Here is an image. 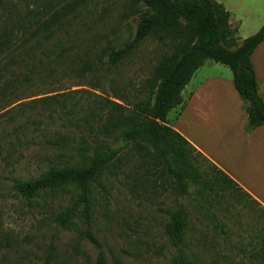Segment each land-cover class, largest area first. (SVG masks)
I'll use <instances>...</instances> for the list:
<instances>
[{"label":"rangeland","instance_id":"374dc122","mask_svg":"<svg viewBox=\"0 0 264 264\" xmlns=\"http://www.w3.org/2000/svg\"><path fill=\"white\" fill-rule=\"evenodd\" d=\"M214 1L229 10L233 27L242 19L236 25L239 41L264 26V0ZM135 24L133 0H0V38L5 32L9 37V48L0 49V87L33 71L27 87L13 88L0 98V139L27 117L43 122L35 131L28 126L17 137L21 147L8 160L12 167L6 168L0 159V264H44L48 254L49 264H96L99 256L104 264H174L180 255L192 264H259L252 253L264 216L256 203L228 194L222 204L202 209L191 197L193 189L190 196L178 197L168 184L145 172L132 153L105 183L106 192L95 190L91 232L98 246L55 224V216L69 203L67 195L33 201L13 195L10 179H34L69 157L71 163L79 160L53 144L66 139L67 147H77L82 136H89L79 119L92 101L108 98L132 108L137 97L143 98L142 87L169 51L147 40L115 66L107 57L109 47H120L132 38ZM215 78L230 81L232 72L205 61L181 93L186 99L193 86L212 83L198 102L205 119L220 98ZM221 94L225 99L224 91ZM55 95L56 101L42 106L40 99ZM30 102L32 108L22 106ZM177 111L173 108L168 119ZM6 113L15 114L16 120L8 122ZM205 121L208 126L214 123ZM179 206L186 209L189 225L176 246L165 225ZM79 228L83 229L81 223Z\"/></svg>","mask_w":264,"mask_h":264},{"label":"trees","instance_id":"16d2710c","mask_svg":"<svg viewBox=\"0 0 264 264\" xmlns=\"http://www.w3.org/2000/svg\"><path fill=\"white\" fill-rule=\"evenodd\" d=\"M133 4L134 34L122 46L109 47L107 57L108 63L115 66L147 40H155L169 51L142 87L143 98L137 97L132 108L108 98L92 101L79 119L89 136H82L77 147H67L66 139H61V144H53L62 152H72L78 161L71 163L69 157L62 165L58 162L59 165L49 166L37 178L10 179L13 195L26 201L67 195L69 203L55 216V224L81 234L94 246H98L91 232L95 190L106 192L105 183L122 170L124 156L129 153L140 159L139 166L145 172L168 184L178 197L190 196L189 189H193L192 199L207 211L214 204H222L228 194L239 199L241 195L248 196L167 125L168 113L182 103V91L205 61L222 64L231 70L232 84L247 114L245 130L264 126V103L251 62L252 53L264 41V26L239 41L236 26L230 23V13L214 0H133ZM8 41L5 32L0 38V49L7 50ZM32 73L27 71L4 81L0 98L11 93L13 88L22 91L31 82ZM58 97H45L40 102L46 107ZM113 98L121 100L116 94ZM21 104L18 107L32 108L31 102ZM5 116L8 122L17 118L10 113ZM42 124L40 119L27 117L12 128L13 133L3 135L0 159L6 168L12 167L8 160L21 147L18 141L21 138L17 137L23 136L28 126L35 131ZM79 223L83 229L79 228ZM188 225V214L183 206L170 213L165 232L173 244L178 246L183 242ZM252 256L259 264H264V229L256 235ZM50 258L51 255H46L44 264H49ZM96 264H104L101 256ZM174 264L192 263L180 255Z\"/></svg>","mask_w":264,"mask_h":264},{"label":"crops","instance_id":"0c3cea01","mask_svg":"<svg viewBox=\"0 0 264 264\" xmlns=\"http://www.w3.org/2000/svg\"><path fill=\"white\" fill-rule=\"evenodd\" d=\"M235 24L240 26L242 19L240 18ZM263 50L264 41L252 53L251 62L258 82L259 94L264 103ZM197 72L198 70L195 74ZM192 79L187 86L192 83ZM213 82L217 85L214 89L219 92L220 98L210 107L206 119V112L201 111L198 102L203 100L201 94L204 88L212 83H203L198 87L195 85L189 93L186 92V99L182 97V103L176 106L178 111L175 116L168 119L167 115V125L234 181L248 195V199L262 209L264 216V126L246 131L247 114L234 89L232 78L230 81L215 78ZM223 91L226 100L223 99L222 94L220 95ZM208 119L214 121L211 126L206 124L205 120Z\"/></svg>","mask_w":264,"mask_h":264}]
</instances>
